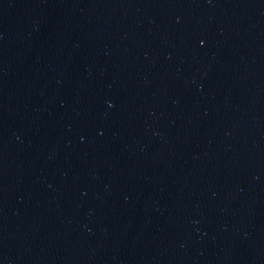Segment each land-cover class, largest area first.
<instances>
[{"label":"water","instance_id":"water-1","mask_svg":"<svg viewBox=\"0 0 264 264\" xmlns=\"http://www.w3.org/2000/svg\"><path fill=\"white\" fill-rule=\"evenodd\" d=\"M264 202V0H0V264H187Z\"/></svg>","mask_w":264,"mask_h":264}]
</instances>
